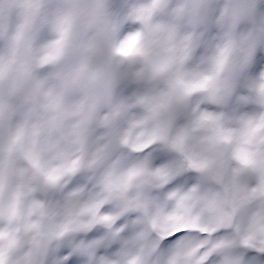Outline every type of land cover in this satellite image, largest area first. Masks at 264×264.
Here are the masks:
<instances>
[{
	"label": "clouds",
	"instance_id": "obj_1",
	"mask_svg": "<svg viewBox=\"0 0 264 264\" xmlns=\"http://www.w3.org/2000/svg\"><path fill=\"white\" fill-rule=\"evenodd\" d=\"M250 105L264 0H0V264H264Z\"/></svg>",
	"mask_w": 264,
	"mask_h": 264
},
{
	"label": "snow or ice",
	"instance_id": "obj_2",
	"mask_svg": "<svg viewBox=\"0 0 264 264\" xmlns=\"http://www.w3.org/2000/svg\"><path fill=\"white\" fill-rule=\"evenodd\" d=\"M242 101L246 100V98H241ZM247 114L240 116V126L238 128H224L222 126L219 127V139L224 143H231L234 137H238L240 140L239 145L236 147V149L233 151L232 156L240 162L242 165H249L253 163V157L255 153L252 150V145H260L264 146V115H258V110L255 109L253 106H249L247 109L244 110ZM221 116L214 114L212 112L203 111L199 112L197 120L195 123L198 125L200 122L208 121V120H215L219 122L221 120ZM174 147H177L178 145H173ZM190 162V167L193 169H203L207 166L208 161L207 160H197L192 156L188 157ZM240 169H237L239 172ZM176 183H179L177 181ZM253 192H261V194H264V170L261 171L260 174V185L259 188L252 189ZM175 195V193H172ZM15 215V212L13 211L12 216ZM11 216L9 219L11 220ZM11 232V228L8 226H5L3 223H0V238H3L5 236H8ZM252 241V236H246L243 239V243L245 245L250 244ZM11 248L8 249L3 248L2 245H0V255L3 254H10ZM262 254H264V249L260 250ZM249 255H252V253H249ZM9 264H11V261H9ZM65 264H77V260L75 257H70ZM132 264H136L135 261L132 262ZM239 264H256V261H249L247 257L244 261L239 262Z\"/></svg>",
	"mask_w": 264,
	"mask_h": 264
}]
</instances>
